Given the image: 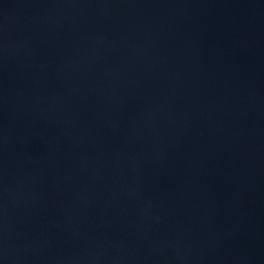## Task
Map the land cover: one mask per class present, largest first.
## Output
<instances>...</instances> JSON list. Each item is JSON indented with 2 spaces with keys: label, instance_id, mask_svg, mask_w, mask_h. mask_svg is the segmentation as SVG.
I'll list each match as a JSON object with an SVG mask.
<instances>
[{
  "label": "water",
  "instance_id": "obj_1",
  "mask_svg": "<svg viewBox=\"0 0 264 264\" xmlns=\"http://www.w3.org/2000/svg\"><path fill=\"white\" fill-rule=\"evenodd\" d=\"M0 264H264V0H0Z\"/></svg>",
  "mask_w": 264,
  "mask_h": 264
}]
</instances>
